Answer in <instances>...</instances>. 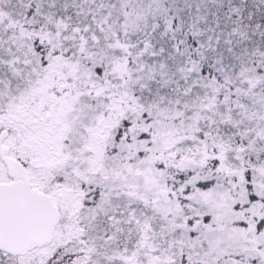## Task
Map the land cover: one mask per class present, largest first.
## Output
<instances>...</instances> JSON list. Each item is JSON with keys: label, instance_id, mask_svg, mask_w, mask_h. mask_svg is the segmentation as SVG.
<instances>
[{"label": "snow or ice", "instance_id": "obj_1", "mask_svg": "<svg viewBox=\"0 0 264 264\" xmlns=\"http://www.w3.org/2000/svg\"><path fill=\"white\" fill-rule=\"evenodd\" d=\"M0 264H264V0H0Z\"/></svg>", "mask_w": 264, "mask_h": 264}]
</instances>
